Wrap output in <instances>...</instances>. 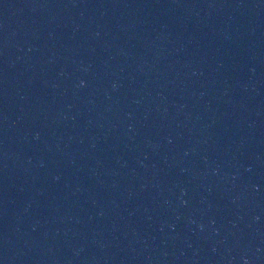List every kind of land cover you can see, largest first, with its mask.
I'll return each instance as SVG.
<instances>
[{"label": "water", "instance_id": "obj_1", "mask_svg": "<svg viewBox=\"0 0 264 264\" xmlns=\"http://www.w3.org/2000/svg\"><path fill=\"white\" fill-rule=\"evenodd\" d=\"M0 264H264V0H0Z\"/></svg>", "mask_w": 264, "mask_h": 264}]
</instances>
